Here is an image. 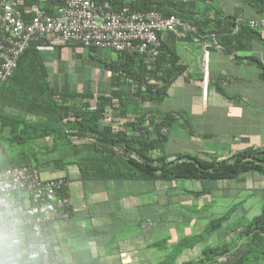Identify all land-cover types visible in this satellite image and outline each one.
<instances>
[{"label": "crops", "instance_id": "1", "mask_svg": "<svg viewBox=\"0 0 264 264\" xmlns=\"http://www.w3.org/2000/svg\"><path fill=\"white\" fill-rule=\"evenodd\" d=\"M109 1L113 2L97 4L110 11L121 7ZM228 1L232 3L227 5ZM159 12L164 19L174 16L181 22L174 32L162 35V43L184 71L168 86L161 104L130 101V114L175 116L164 147L167 158L222 159L249 149L264 150V83L255 63L264 68V44L238 35L248 21L258 19L255 12L241 0H160ZM212 23L223 27L210 28ZM38 51L55 93L83 97L91 109L98 97L110 95L107 66L119 60L117 54L80 45L39 46ZM205 63L206 94L201 86ZM124 88L118 91L125 94ZM171 96L185 103L163 109ZM71 154L50 148L38 169L44 181H65L69 196V217L48 231L56 264H163L180 242L198 238L175 258L174 264H187L211 247V237L217 246L235 236L225 234L232 229L230 222L236 226L249 214L252 219L264 205H252L236 215L248 197L264 200V176L249 174L229 183L82 180ZM243 193L249 195L242 201ZM197 200L200 204L195 205ZM216 221L218 227L210 232Z\"/></svg>", "mask_w": 264, "mask_h": 264}, {"label": "trees", "instance_id": "2", "mask_svg": "<svg viewBox=\"0 0 264 264\" xmlns=\"http://www.w3.org/2000/svg\"><path fill=\"white\" fill-rule=\"evenodd\" d=\"M92 1L97 4L98 0ZM124 1L108 3L111 6L121 3L123 7ZM41 2L46 14L53 16L54 8L64 5L65 0H24L17 4V9L24 13L40 7ZM241 2L255 12L256 18L264 15V0ZM159 5L160 0H138L135 9L159 11ZM121 7L113 12H118ZM212 24L210 28L218 27L219 30L223 27ZM230 24L233 28L234 22ZM198 30L202 32V28ZM238 35H247L264 44L258 30L247 27ZM61 45L64 44L51 48ZM39 46L48 48L45 42L30 43L20 55L11 77L0 82V171L18 167H32L38 171L44 152L52 148L71 151L82 180L216 183L239 181L249 174L264 176V150L259 149H249L222 159L167 158L164 147L169 128L176 122L175 116L162 112L138 115L133 111L134 114H130V101L161 104L167 96L168 86L184 71L163 43L158 59L150 68L142 56L109 50L119 57L117 62L107 66L112 91L107 97H98L94 109L83 97L57 94L50 88ZM255 63L261 71L259 79L264 83V68ZM121 86H125V94L118 91ZM59 193L69 199L66 185ZM65 210L69 211V207ZM218 225L216 221L210 232ZM235 233L228 241L203 249L199 259L187 264L263 262L264 205L258 216L237 224L225 234ZM197 240L180 242L176 252L172 257L167 256L168 260L163 264H174L181 251L196 244ZM52 254L51 263L56 264L52 261Z\"/></svg>", "mask_w": 264, "mask_h": 264}, {"label": "built area", "instance_id": "3", "mask_svg": "<svg viewBox=\"0 0 264 264\" xmlns=\"http://www.w3.org/2000/svg\"><path fill=\"white\" fill-rule=\"evenodd\" d=\"M22 1L0 0V82L11 77L20 55L30 43L37 41L45 42L48 48L77 44L83 48L137 54L150 68L160 55L162 35L181 26L176 17L164 19L157 10L138 11L135 9L138 0H125L118 12L105 10L92 0H65L64 5L54 8L53 16H48L43 7L34 8L29 15L22 13L17 9ZM247 25L258 30L264 39V15L248 21ZM187 30L195 32L192 28ZM204 55L206 58L207 53ZM203 75L201 86L206 94V63ZM65 185L63 180H42L32 167L0 171V201L22 207L38 219L39 235L46 242V264H53L48 231L58 220L69 217V211L65 210L69 199L59 193Z\"/></svg>", "mask_w": 264, "mask_h": 264}, {"label": "clouds", "instance_id": "4", "mask_svg": "<svg viewBox=\"0 0 264 264\" xmlns=\"http://www.w3.org/2000/svg\"><path fill=\"white\" fill-rule=\"evenodd\" d=\"M30 211L0 201V264H46V242Z\"/></svg>", "mask_w": 264, "mask_h": 264}, {"label": "rangeland", "instance_id": "5", "mask_svg": "<svg viewBox=\"0 0 264 264\" xmlns=\"http://www.w3.org/2000/svg\"><path fill=\"white\" fill-rule=\"evenodd\" d=\"M232 2L231 1H228L227 2V5H230ZM185 103V101H181V100H177L176 99V97L175 96H171V97H168L166 100H165V102L163 103V109H165V110H169L170 108H172V107H174V106H176V105H180V104H184ZM252 175H257V174H251V176ZM247 178V177H246ZM214 183V182H213ZM229 183V182H228ZM244 194V193H243ZM242 194V196H243V198H242V201L244 200V198L245 197H248V193H246V194H244L243 195ZM249 199H247L246 201H244V203H242L237 209V214L236 215H241L242 213H241V210H247V209H249L252 205L255 207L256 205H262V203L264 202V200L263 201H261V199L259 198V197H248ZM198 204H200V202H199V200H197L196 202H195V205H198ZM251 214H249V215H244L243 217H242V219L239 221L240 223H246L248 220H250L251 219ZM238 218H240V217H238ZM237 218V219H238ZM237 219H235V221L237 220ZM233 222V221H232ZM232 222H230V227L232 228V229H235V225H233V223ZM238 221H237V223L236 224H240ZM223 242V241H222ZM222 242H221V244H222ZM214 238L213 237H211V243L209 242V245L208 246H213V245H215L216 243H214ZM260 264H264V262H261Z\"/></svg>", "mask_w": 264, "mask_h": 264}]
</instances>
